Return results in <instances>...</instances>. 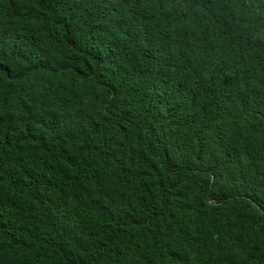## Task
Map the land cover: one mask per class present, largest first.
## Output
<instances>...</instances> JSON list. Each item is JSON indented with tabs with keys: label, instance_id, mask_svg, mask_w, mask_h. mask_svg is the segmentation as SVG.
<instances>
[{
	"label": "trees",
	"instance_id": "1",
	"mask_svg": "<svg viewBox=\"0 0 264 264\" xmlns=\"http://www.w3.org/2000/svg\"><path fill=\"white\" fill-rule=\"evenodd\" d=\"M0 264H264V0H0Z\"/></svg>",
	"mask_w": 264,
	"mask_h": 264
}]
</instances>
